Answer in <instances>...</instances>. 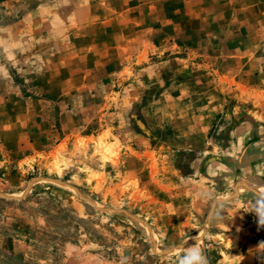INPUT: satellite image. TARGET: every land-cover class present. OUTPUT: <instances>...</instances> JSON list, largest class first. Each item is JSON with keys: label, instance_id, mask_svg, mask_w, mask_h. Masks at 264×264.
Listing matches in <instances>:
<instances>
[{"label": "rangeland", "instance_id": "1", "mask_svg": "<svg viewBox=\"0 0 264 264\" xmlns=\"http://www.w3.org/2000/svg\"><path fill=\"white\" fill-rule=\"evenodd\" d=\"M248 40L264 0H0V264H264Z\"/></svg>", "mask_w": 264, "mask_h": 264}, {"label": "crops", "instance_id": "2", "mask_svg": "<svg viewBox=\"0 0 264 264\" xmlns=\"http://www.w3.org/2000/svg\"><path fill=\"white\" fill-rule=\"evenodd\" d=\"M254 42L248 40V48H252L254 50L264 48V43L257 41L255 46H252ZM264 51V50H263ZM262 51V52H263ZM248 63L250 64L248 74L250 77L245 78L244 81H248L249 84H252V80L254 82V86L258 88V90L254 93H251L254 86L245 85L244 88H248V95H260L264 96V54L260 53H251L249 55ZM254 64V66H252ZM251 90V91H250ZM241 93V92H240ZM264 101L261 98H257L256 102ZM251 103V102H250ZM248 140L245 142L246 147H249V151L246 154L247 159V168L248 173L252 178L255 179H264V143L262 145H257L258 142L264 141V129L259 131L251 132L249 131L246 135ZM264 185L260 184V186Z\"/></svg>", "mask_w": 264, "mask_h": 264}, {"label": "clouds", "instance_id": "3", "mask_svg": "<svg viewBox=\"0 0 264 264\" xmlns=\"http://www.w3.org/2000/svg\"><path fill=\"white\" fill-rule=\"evenodd\" d=\"M259 223L264 225V217H258ZM179 264H205V258L200 248H191L180 259Z\"/></svg>", "mask_w": 264, "mask_h": 264}]
</instances>
